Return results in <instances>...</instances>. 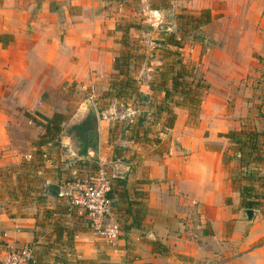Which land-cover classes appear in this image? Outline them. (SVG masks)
<instances>
[{
	"label": "crops",
	"instance_id": "1",
	"mask_svg": "<svg viewBox=\"0 0 264 264\" xmlns=\"http://www.w3.org/2000/svg\"><path fill=\"white\" fill-rule=\"evenodd\" d=\"M176 2L212 13L183 48L208 85L197 120L174 106L173 128L165 114L157 124L167 136L144 142L117 116L101 120L111 108H96L97 150L82 155L72 127L90 114V96L109 90L123 48L111 3L0 0V264L24 247L37 264H264V207L252 219L242 207L238 148L226 136L264 118V0ZM68 112L61 151L49 143L39 153L44 128L32 117ZM101 169L121 225L113 243L51 190ZM256 169L264 176V162ZM256 187L264 191V180Z\"/></svg>",
	"mask_w": 264,
	"mask_h": 264
},
{
	"label": "trees",
	"instance_id": "2",
	"mask_svg": "<svg viewBox=\"0 0 264 264\" xmlns=\"http://www.w3.org/2000/svg\"><path fill=\"white\" fill-rule=\"evenodd\" d=\"M117 1L123 6L129 5L125 3L127 0ZM156 2L164 3L167 8H172L170 0H150V8L152 10L161 11L163 9V6L156 4ZM176 18L180 21L177 30L168 31L165 29L161 31L159 37L154 41L159 46H162L157 50H159V56L163 59L164 66V69L160 71L161 80L158 86L162 89L164 95L161 100L156 102L157 111H155V114L157 116L167 114L164 122V128L167 129L173 128L176 121V114L173 107L170 106V103L174 102V94L181 95L184 98L182 102H175V106H184L191 109V105H196L197 110H199L203 101V91L208 89V85L202 79L196 84L191 80L195 78V72L193 68L185 63L183 48L185 47L186 38L192 32L211 22V10L205 9L199 14L183 12L177 14ZM132 29L141 31L143 27L134 22H129L125 26L116 25V30L123 34L120 40L123 50L114 59L113 68L117 74L111 80L109 90L104 94L105 98L116 99L124 106H132V104L135 106L142 105L154 98V95H147L142 92L143 83L132 72V67H135L136 62L143 58V55L137 51L138 48L134 47V43L130 41V31ZM148 29L154 30L150 26ZM195 37L197 38V35ZM1 39L2 37L0 36ZM201 82L203 84H200ZM156 86L154 84L151 89L155 90ZM186 101L189 103H186ZM146 115V112L143 113V115L138 117L137 121L128 124L126 127V130L128 129L131 133V139L143 140L144 142L152 140L149 137L151 130L145 125ZM32 118L44 128V133L40 135L36 143L39 145V153H41L43 146H47L49 143L56 144V140L62 133V125L66 120V116L62 113H55L51 118L43 116L42 118L45 122L37 121L35 117ZM159 122L160 120L156 121V123ZM97 123L98 116L90 112L82 123L72 127L80 143V154L87 155L91 146L97 147L98 143L94 142V140L98 139ZM226 136L239 146V172L233 178V182L241 192L242 207L245 209H260L264 207V191L258 190L256 185L261 180H264V176L259 174L256 168L264 162V132L259 131L256 127L248 129L245 126L242 130L231 131ZM160 138H154V142L159 143ZM134 224L136 225V222ZM153 245L156 248L162 247L158 242H153Z\"/></svg>",
	"mask_w": 264,
	"mask_h": 264
},
{
	"label": "rangeland",
	"instance_id": "3",
	"mask_svg": "<svg viewBox=\"0 0 264 264\" xmlns=\"http://www.w3.org/2000/svg\"><path fill=\"white\" fill-rule=\"evenodd\" d=\"M170 1L172 3L171 9L167 8L164 3L160 4V2H156V4L163 6V9L161 11L157 10L156 12L155 10H152L150 8L151 7L150 0H127L125 2L129 4L127 6H123L117 0H108V2L111 3L109 4L108 7L113 8V9L111 8L112 10L110 9V12H111V15L115 17L117 24L125 26L129 22H134L135 24L142 25L143 27V30L141 31H137L134 29L130 31V37H131L130 41L134 43L133 45L134 47L138 48L137 51L140 52L141 55H143L142 56L143 58H140V60L136 62L137 63L135 64L136 66L132 67V72L136 77L139 78V80L142 81L143 89H149V87H152L154 84L157 85L155 89V93L152 94L154 95V98L146 103H143L142 105L135 106L134 104H132V106H124V105H121L118 101H114L111 98H105L104 94L107 92L106 91V92H103L100 96H96V97L90 96L92 98H90L88 101V104L93 103L95 110L96 108H99V110L101 111L104 109L109 110L111 108L109 112H105V114H100L101 120H105L104 119L105 115L113 114L117 116V120H112V121L117 122V121L122 120V122H124V125L131 123V120H134V122L137 121L138 117L140 115H143V113L146 112L147 115H146L145 125L147 128L151 130L150 133L153 134L154 138L156 137L165 138L168 133V131L165 130L163 127H161L160 129L159 125H157L159 123H156V121H159V120L161 122V117H163L164 115L162 114L161 116L159 115L157 116L155 114V111H157L156 102L157 100H161V98L164 95V92L162 91V89L158 87L159 81L161 80L160 71L164 69V66H163V59L159 56V50H157V49H160V47L162 46H159L154 41L155 39L159 37V34L161 33V31L165 29H167L168 31L177 30V28L179 27L180 21L176 18V15L182 12H185V11L186 12L189 11V10L183 9L182 6L176 2V0H170ZM149 26L152 27L154 30L148 29ZM118 35H119L118 36L119 39H122V35H123L122 32H119ZM191 37L195 38V32H192V34L186 38L185 43H188ZM120 46L122 45L120 44ZM155 48L156 50H154ZM121 51H119V53ZM114 77H112V79ZM201 79L204 81V79L199 75V73L195 72V78L191 80L194 81V84H196V83H199ZM200 84H203V82H201ZM204 93H205V90L203 91V95ZM173 99H174L173 100L174 102L170 103V106L172 107L175 106V102L184 101L183 100L184 98L178 94H174ZM186 103H189V102L186 101ZM127 108L131 110H128ZM82 109L89 112V107L87 106V104L83 105ZM144 109H146V111ZM190 113H191L190 115L191 120L196 121L199 116L198 115L199 110H197L196 105L195 106L191 105ZM262 113L263 112L260 111L259 115H261ZM70 114H71L70 112L66 114V119L68 116H70ZM96 115L98 116V114ZM124 115H125V118H121V116H124ZM164 117L166 121L167 114H165ZM42 119L43 118L39 117V120H42ZM99 122L100 121L98 120V123ZM256 126L257 125L255 121L250 122L246 125L248 129L254 128ZM77 142H79L78 139H77ZM76 146L80 147V143L78 144L76 143ZM236 147L238 148L239 146H236ZM54 148L60 152L62 145L60 144V142H57L54 145ZM96 170L97 172L99 171L98 167L96 169L94 168V172ZM73 263L77 264L75 260H73Z\"/></svg>",
	"mask_w": 264,
	"mask_h": 264
},
{
	"label": "built area",
	"instance_id": "4",
	"mask_svg": "<svg viewBox=\"0 0 264 264\" xmlns=\"http://www.w3.org/2000/svg\"><path fill=\"white\" fill-rule=\"evenodd\" d=\"M112 181L103 171L84 180L65 181L58 186V197L70 212L90 220L91 226L107 242L120 238L121 225L112 213L110 196ZM33 260L30 247L13 248L1 264H29Z\"/></svg>",
	"mask_w": 264,
	"mask_h": 264
},
{
	"label": "water",
	"instance_id": "5",
	"mask_svg": "<svg viewBox=\"0 0 264 264\" xmlns=\"http://www.w3.org/2000/svg\"><path fill=\"white\" fill-rule=\"evenodd\" d=\"M87 106L89 107V111H90V112L95 113V107H94L93 103H89ZM95 114H96V113H95ZM256 124H257L258 130L261 131V132H264V131H263V127H264V118L257 119ZM96 129H97V131H98V128H96ZM94 142H95V143H98V140L96 139V140H94ZM89 149L97 150V147H93V146H91ZM89 149H88V151H89ZM51 190H52V194H53V195L58 196V188H57V187H52ZM246 214H247V216H248L250 219H252V218H253V215H254V211H253V209H248V210H246ZM29 264H37V263H36L34 260H31V261L29 262Z\"/></svg>",
	"mask_w": 264,
	"mask_h": 264
}]
</instances>
